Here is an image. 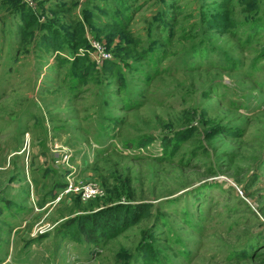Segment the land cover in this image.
Here are the masks:
<instances>
[{
    "label": "rangeland",
    "instance_id": "1",
    "mask_svg": "<svg viewBox=\"0 0 264 264\" xmlns=\"http://www.w3.org/2000/svg\"><path fill=\"white\" fill-rule=\"evenodd\" d=\"M0 264H264V0H0Z\"/></svg>",
    "mask_w": 264,
    "mask_h": 264
},
{
    "label": "trees",
    "instance_id": "2",
    "mask_svg": "<svg viewBox=\"0 0 264 264\" xmlns=\"http://www.w3.org/2000/svg\"><path fill=\"white\" fill-rule=\"evenodd\" d=\"M26 15L27 16L24 18L26 26L29 27V29H34L33 16H31L32 14L29 13ZM27 17H32V20L30 22H28L26 20ZM31 24H33V26ZM116 26H118V23L114 22V24H107L105 27H106L108 32L115 33L116 32ZM227 26L228 25H226V24L224 25L225 29ZM52 27L53 26L46 24L43 27V30L45 31V35L42 36L43 45L48 47L50 50L60 52L61 47L65 46L66 44L72 45L74 50H76V49L78 50L79 48L87 46L86 45L87 40L85 38L86 30H85V26L82 23L81 24H75L74 30L71 33H66V34L62 33V31H58V28H52ZM229 29H230V27H229ZM74 66L77 67L78 73L84 77H90L94 73V66L88 62V59L85 56L76 58ZM104 70L107 73H113V71L116 70V66L114 64H112L111 62H107L104 65ZM148 143H150V141ZM146 144L147 143H143L142 146H145ZM123 209L124 208L121 207L118 210L121 211ZM149 211L150 210L148 208H144L140 214H138L134 217L131 215V212H128L129 214L126 215V218L124 220H119L116 223H114L115 231L118 234L121 232L122 223L129 225V224H131V221H139L140 219H142L144 217H148ZM105 212H106V210L97 212L96 215H94V216H90L89 214L83 215L80 217L79 224L81 223V225L85 231L86 224L92 223V224L96 225V221L98 222V219H100V217L104 216ZM109 221H111V220L109 219ZM109 223H111V222H109ZM123 227H125V226H123ZM109 228H110V226H109Z\"/></svg>",
    "mask_w": 264,
    "mask_h": 264
},
{
    "label": "built area",
    "instance_id": "3",
    "mask_svg": "<svg viewBox=\"0 0 264 264\" xmlns=\"http://www.w3.org/2000/svg\"><path fill=\"white\" fill-rule=\"evenodd\" d=\"M77 190H79V188H78L77 186H74V185H73V186L71 187L70 192H75V191H77ZM83 194H84V197L87 198V200L93 198L94 195L96 194L95 187H94V186H90L89 188H86V189L84 190V193H83Z\"/></svg>",
    "mask_w": 264,
    "mask_h": 264
}]
</instances>
